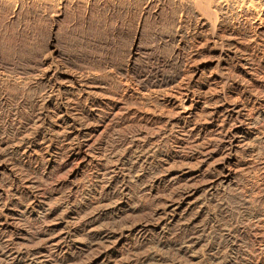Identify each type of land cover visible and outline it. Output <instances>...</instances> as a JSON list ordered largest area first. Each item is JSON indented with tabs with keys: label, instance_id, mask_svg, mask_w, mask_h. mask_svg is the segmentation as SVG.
Listing matches in <instances>:
<instances>
[{
	"label": "bare ground",
	"instance_id": "6f19581e",
	"mask_svg": "<svg viewBox=\"0 0 264 264\" xmlns=\"http://www.w3.org/2000/svg\"><path fill=\"white\" fill-rule=\"evenodd\" d=\"M75 9L124 16L95 54L56 25L49 53L0 52V264H264V0H0L10 22ZM147 27L168 70L133 78Z\"/></svg>",
	"mask_w": 264,
	"mask_h": 264
},
{
	"label": "rangeland",
	"instance_id": "374dc122",
	"mask_svg": "<svg viewBox=\"0 0 264 264\" xmlns=\"http://www.w3.org/2000/svg\"><path fill=\"white\" fill-rule=\"evenodd\" d=\"M73 11H74L73 14H70L68 17L62 19V21H60V24H56L54 21L52 22L49 19H44V17H42L40 14H37V13L22 14L20 19H18L15 22H10L8 20L7 15L0 13L1 33L2 35H4V38H5V44L2 47H0V52L7 59H9V57L10 59L15 58V60L19 59L21 62L23 61L22 63H24L28 56L36 55L39 49H43V48L46 49V47L44 46H46L47 44L46 41H48V32L50 31L51 27L56 25L57 27L59 26L57 33L55 32L57 36L56 48L59 49L62 53H64L65 55H70V56L79 57V58L83 56V54L84 55L87 53L95 54L94 49L92 48V42L103 39V37L108 34V31L112 23L113 25H115L118 22L117 24L121 25L120 24V21L122 19L121 14L124 16L122 12L120 13L114 12L112 17L110 16L111 18L110 17L104 18L105 17L104 11H100L99 15L95 13V15L93 14L92 16L84 15L82 13L83 11L82 10L80 11L79 9L78 11L77 9ZM101 12H104V13H101ZM115 18H119V19L117 20ZM156 24L154 21L149 19L148 25H156ZM93 35H94V38H93ZM151 35H154V31L152 27L150 28L147 27L145 29V32H143L142 34V39L140 41V47H139L140 52H139V55L137 56L138 58L137 60L136 58L134 60L136 64L134 63V66L130 71L131 72L130 74L133 78L138 77V75H143V76H147L149 74L161 75L167 72L168 70L167 66L164 64L161 58L162 56L161 54L164 51H162V48L158 49L157 46L155 48V44L153 43L154 38ZM98 37L100 38L98 39ZM117 40L118 41L120 40V41L118 42ZM8 41L12 43L13 42L17 43L16 48L13 45L14 48L9 50ZM112 41H110V45H113V46H110V47H115V51H117L116 53H118L119 48H120L119 51H122V49L125 50L126 47H128L129 45V39L126 37L115 39L116 42H113L114 44L111 43ZM149 42L152 44L153 48L152 46H150L151 44ZM5 47L7 48V50ZM18 48L20 49V51L18 50ZM36 49H38V51ZM110 49L112 50V48ZM46 50H45V53L50 52L49 51L50 49H48L47 52ZM32 52L35 54H33ZM116 53H115V57H118V54ZM192 61L193 62L190 61V63L195 64V65H191L192 67L198 64H201L198 60H192ZM104 71L105 70L103 68L100 69V72L104 73ZM213 72L218 76H223L221 74H224L223 76L224 80L219 84V87L222 90H224V92H227L228 90L231 89V87H234L233 76L231 73H227V72L223 73L224 71L219 67L214 68ZM189 73L185 74V75L188 74L187 75L188 77L184 76L186 78L184 77L182 78V76L180 77V83L183 89H191V86L188 83V79L190 77ZM224 98L227 103H230V98L227 95ZM203 254H206V255H203V260H201L200 262L194 263V264H206L205 259L207 258V253L204 252ZM168 262L177 263L179 262V259L177 260L175 259L173 261L169 260ZM181 264H187V263L181 262Z\"/></svg>",
	"mask_w": 264,
	"mask_h": 264
}]
</instances>
